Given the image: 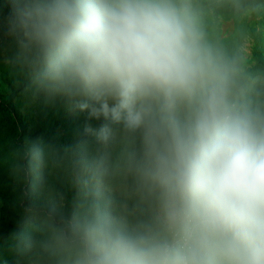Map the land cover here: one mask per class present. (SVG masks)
I'll return each instance as SVG.
<instances>
[{"label": "clouds", "instance_id": "clouds-1", "mask_svg": "<svg viewBox=\"0 0 264 264\" xmlns=\"http://www.w3.org/2000/svg\"><path fill=\"white\" fill-rule=\"evenodd\" d=\"M0 66L80 119L0 144L3 264H264V0H0Z\"/></svg>", "mask_w": 264, "mask_h": 264}, {"label": "rangeland", "instance_id": "rangeland-1", "mask_svg": "<svg viewBox=\"0 0 264 264\" xmlns=\"http://www.w3.org/2000/svg\"><path fill=\"white\" fill-rule=\"evenodd\" d=\"M80 123L76 116L64 115L56 109L36 110L25 107L19 93L13 88L9 70L0 66V144L14 138L23 141L25 137L36 139L48 137L57 128L63 129L70 138L72 129ZM15 194L0 165V264L11 261L10 236L22 227L17 211L13 206Z\"/></svg>", "mask_w": 264, "mask_h": 264}]
</instances>
